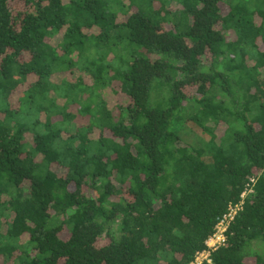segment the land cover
Wrapping results in <instances>:
<instances>
[{
    "label": "trees",
    "instance_id": "trees-1",
    "mask_svg": "<svg viewBox=\"0 0 264 264\" xmlns=\"http://www.w3.org/2000/svg\"><path fill=\"white\" fill-rule=\"evenodd\" d=\"M14 1L0 264H264V0Z\"/></svg>",
    "mask_w": 264,
    "mask_h": 264
},
{
    "label": "built area",
    "instance_id": "built-area-1",
    "mask_svg": "<svg viewBox=\"0 0 264 264\" xmlns=\"http://www.w3.org/2000/svg\"><path fill=\"white\" fill-rule=\"evenodd\" d=\"M259 174V171L252 173L240 195V199L236 203L228 205L226 212L217 218L212 234L204 243L205 248L198 251L189 264H212V254L226 246L229 228L238 213L243 209L244 201L254 193V186Z\"/></svg>",
    "mask_w": 264,
    "mask_h": 264
},
{
    "label": "rangeland",
    "instance_id": "rangeland-1",
    "mask_svg": "<svg viewBox=\"0 0 264 264\" xmlns=\"http://www.w3.org/2000/svg\"><path fill=\"white\" fill-rule=\"evenodd\" d=\"M21 4H22L21 0H15V1H14V6H16V8H18L19 6H21ZM222 9H223V12H224V13L227 12L226 7H223ZM189 91H191V90H189ZM108 99H109V98H108ZM14 101H16V98H14ZM12 102H13V100H12ZM13 104H15V103H13ZM25 185H26L25 188H28V187H27L28 184H25ZM106 243H107V238L102 237V238L99 240V244H100V245H103V244H106ZM245 264H253V260L250 259V260L246 261Z\"/></svg>",
    "mask_w": 264,
    "mask_h": 264
}]
</instances>
